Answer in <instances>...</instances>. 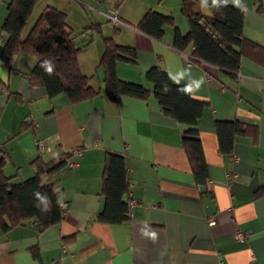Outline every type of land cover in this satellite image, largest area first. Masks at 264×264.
Segmentation results:
<instances>
[{"label": "crops", "instance_id": "obj_1", "mask_svg": "<svg viewBox=\"0 0 264 264\" xmlns=\"http://www.w3.org/2000/svg\"><path fill=\"white\" fill-rule=\"evenodd\" d=\"M9 1L0 0V43ZM227 1L243 10L245 37L264 48L260 0ZM107 2L112 9L103 12L104 18L109 21L116 12L120 22L115 33L112 27V34L108 30L104 35L102 23L93 16L79 33L68 23L78 34L76 43L87 42L78 64L83 74L92 76L97 95L74 103L65 95L48 98L45 89L32 86L27 77L37 61L34 54L17 52L10 69L0 62L4 173L13 181L25 180L33 175L30 163L36 157L53 162L80 150L78 158L68 159L77 167L67 165L55 177L57 199L65 204L63 219L40 232L30 223L6 233L0 230V264H264V62L244 55L233 76L193 64L186 53L173 49V26H167L161 40L137 31L142 15L152 8L173 16L175 26L186 32L180 0H129L130 7H123L124 0ZM47 6L59 9L52 0H39L31 15L37 8L36 19ZM103 37L136 49V64L118 63L121 79L152 91L145 73L158 66L174 83L185 85L191 97L206 103L198 123L207 165L203 185L196 182L182 147L184 126L163 114L152 93L145 100L106 98L99 66ZM217 120H237L255 130L238 135L231 153L224 154L215 133ZM107 153L123 156L127 199L134 201L129 220L121 224L96 219L104 206ZM237 230L247 232L244 241H235Z\"/></svg>", "mask_w": 264, "mask_h": 264}, {"label": "trees", "instance_id": "obj_2", "mask_svg": "<svg viewBox=\"0 0 264 264\" xmlns=\"http://www.w3.org/2000/svg\"><path fill=\"white\" fill-rule=\"evenodd\" d=\"M39 0H10L6 5V16L1 24L2 40L0 62L11 68V58L17 52L34 54L37 61L28 73L32 86L45 89L48 98L65 95L70 102L89 99L99 93L92 85V76L81 72L78 54L87 45L76 43L77 35L68 25L64 11L47 6L23 34L35 4ZM180 13L187 22L186 32L175 26L174 18L149 8L136 25L137 31L161 40L167 26L174 27L172 47L186 53L193 64L201 63L231 75L238 72L242 56H253L264 62V48L244 35L243 10L226 0H180ZM202 2L207 14L198 12L194 6ZM257 11L264 12V0H260ZM95 25L90 26L93 30ZM114 33L116 26L113 25ZM90 42V41H89ZM88 42V43H89ZM104 51L99 60L103 68L104 94L111 102L121 96L147 99L150 93L156 98L163 114L184 126L182 147L191 164L195 180L203 185L207 180V165L199 140L198 123L206 105L204 101L191 97L187 87L174 83L161 67L152 66L145 73L152 84V91L141 83L126 81L117 74L118 63L136 64V49L118 44L114 37H103ZM190 48V51L188 49ZM45 61L52 66L46 71ZM222 153H231L238 135L255 130L237 120H217L214 124ZM38 146V145H36ZM70 152L53 162L36 157L30 163L33 175L25 180L13 181L3 169L6 152L0 151V230L8 232L16 226L32 224L39 232L59 223L64 217L57 203L55 177L66 167ZM128 183L124 158L107 153L103 162L101 195L104 206L97 220L107 224H121L129 220ZM39 193L50 200L51 210L42 212L44 204L35 195ZM40 207H37V205Z\"/></svg>", "mask_w": 264, "mask_h": 264}, {"label": "rangeland", "instance_id": "obj_3", "mask_svg": "<svg viewBox=\"0 0 264 264\" xmlns=\"http://www.w3.org/2000/svg\"><path fill=\"white\" fill-rule=\"evenodd\" d=\"M52 1L56 5H58L59 9L63 10L66 13L67 22L71 23L70 27H72L74 32L79 33L81 31H83V30L79 31V29H80L79 27H83L84 25L88 24V22L90 20H92V16H93L95 21H99L102 23V33L104 35H105V33H109V31H110V34H112V27H113L112 25L113 24H110V22L107 21L106 18H104L105 14L103 15V12L105 10L109 11L110 9H112L109 7L107 0H104V2L102 4H100L98 0H52ZM128 2H129V0H124L123 7H130L128 5L130 3H128ZM121 8H122V6H121ZM36 12H37V8H36V10H34L33 14L29 17L27 25L25 27L26 28L25 30H28L31 27V25L33 24V22L35 20ZM128 12H130L129 9H128ZM84 30H85V28H84ZM76 35H78V34H76Z\"/></svg>", "mask_w": 264, "mask_h": 264}, {"label": "built area", "instance_id": "obj_4", "mask_svg": "<svg viewBox=\"0 0 264 264\" xmlns=\"http://www.w3.org/2000/svg\"><path fill=\"white\" fill-rule=\"evenodd\" d=\"M194 8L198 11V12H201L203 14H207V9L205 7V5L203 4H197L196 6H194ZM108 20L113 24H117V23H120L119 22V19L117 18V15H116V12H111V14L108 16ZM36 145H38L37 147H39L40 149L43 148V145L40 143V142H37ZM70 152V156L71 157H74V158H78L80 156V150L78 149H73ZM68 167L70 168H76L77 167V162L74 160V161H71L69 162L68 164ZM134 205V201L133 200H128V206L129 208H131L132 206ZM60 208L62 210H65V204L63 203H60L59 204ZM210 224H213V221L210 220L209 222ZM234 239L235 241H238V242H242L245 240V238L247 237V232H243L241 230H237L234 234Z\"/></svg>", "mask_w": 264, "mask_h": 264}, {"label": "clouds", "instance_id": "obj_5", "mask_svg": "<svg viewBox=\"0 0 264 264\" xmlns=\"http://www.w3.org/2000/svg\"><path fill=\"white\" fill-rule=\"evenodd\" d=\"M227 2V0H226ZM236 2L238 3L239 0H236ZM45 65L47 66L46 67V71L51 74L52 73V66L50 65V63L48 61H45ZM37 196V198L40 200L41 203L44 204V207L41 208L40 210L42 212H48L51 210V206H50V200L44 196H41L39 193H36L35 194ZM57 203L59 204L60 201L58 200ZM37 207H40V205L38 204Z\"/></svg>", "mask_w": 264, "mask_h": 264}]
</instances>
